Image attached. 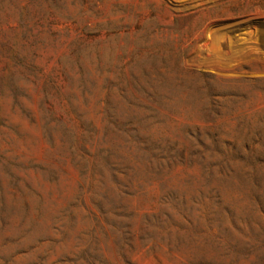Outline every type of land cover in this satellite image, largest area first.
I'll list each match as a JSON object with an SVG mask.
<instances>
[{"label": "rangeland", "instance_id": "374dc122", "mask_svg": "<svg viewBox=\"0 0 264 264\" xmlns=\"http://www.w3.org/2000/svg\"><path fill=\"white\" fill-rule=\"evenodd\" d=\"M0 264H264V0H0Z\"/></svg>", "mask_w": 264, "mask_h": 264}]
</instances>
